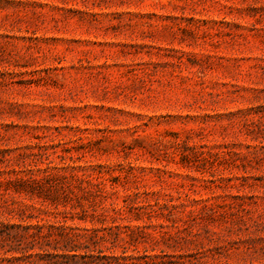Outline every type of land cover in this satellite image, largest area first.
<instances>
[{
	"label": "rangeland",
	"instance_id": "rangeland-1",
	"mask_svg": "<svg viewBox=\"0 0 264 264\" xmlns=\"http://www.w3.org/2000/svg\"><path fill=\"white\" fill-rule=\"evenodd\" d=\"M62 220L95 257L264 264V0H0V264Z\"/></svg>",
	"mask_w": 264,
	"mask_h": 264
},
{
	"label": "trees",
	"instance_id": "trees-1",
	"mask_svg": "<svg viewBox=\"0 0 264 264\" xmlns=\"http://www.w3.org/2000/svg\"><path fill=\"white\" fill-rule=\"evenodd\" d=\"M61 180V184L57 181ZM49 185L45 188L41 184L31 186V192L43 193L46 195L53 204L64 203L73 200L74 194L66 186V176H50L48 178ZM75 196V195H74ZM76 198V196H75ZM125 206V205H124ZM123 206V207H124ZM116 213H123L124 208L114 209ZM110 227L109 229H111ZM117 230L113 233L116 238L120 236V226H116ZM24 232L19 234V237L28 240L26 244L27 249L37 247L42 249L45 246H49L54 250V253L35 252L36 259L46 260V264H160L161 262H155L157 255L143 254L139 256L134 255H112L101 256L99 251L97 260L95 256L89 254L90 243L96 247L102 240L107 237L103 228H86L78 227L66 224L63 220L51 223L47 230L44 231L42 225H36L34 227L26 226L22 228ZM113 231V229H111ZM90 242V243H87ZM83 250L81 253L80 250Z\"/></svg>",
	"mask_w": 264,
	"mask_h": 264
}]
</instances>
